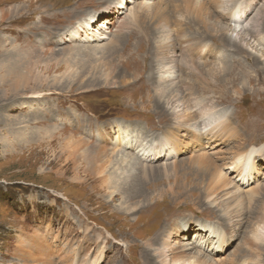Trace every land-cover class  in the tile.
<instances>
[{"label":"rangeland","instance_id":"obj_1","mask_svg":"<svg viewBox=\"0 0 264 264\" xmlns=\"http://www.w3.org/2000/svg\"><path fill=\"white\" fill-rule=\"evenodd\" d=\"M138 1L140 5L131 13V0H0V12L5 9L11 15L0 22V264L28 263L16 254V249L24 243L38 254V242L45 243L42 253L47 255L46 261L54 264H66V260L84 264L85 257L90 263L99 247L102 253L98 264H155L145 258L143 244L173 224L178 226L181 244L191 242L194 233L206 236L211 227L219 231L217 239L212 236L214 240L208 242L212 246L205 250L211 256L227 248L224 256H211L225 259L224 264L246 254L250 218L243 223L234 218L228 224H217L221 212L214 208L209 211L205 197L197 200L206 180L199 167L191 164L193 147L190 140L182 137L184 130L179 132L183 140L176 141L175 157L156 156L159 159L144 164L152 170L143 172L145 175L140 168L129 172L135 176L132 184L137 185L132 196L129 190L113 196L98 192L92 174L85 185L73 183L72 166L64 167L65 162L57 159L62 152L59 142L63 140L50 139L60 134L81 136L98 145L100 129L108 151L118 146L123 157L133 160L137 159L139 136L142 144L163 145L165 140L160 136L173 122L167 119L164 109H156L155 102L146 99L148 91L154 95L149 81L157 76L152 58L157 53L156 46L165 38L178 40L182 36L203 43L220 56L233 55L226 66L238 69L240 79L225 86L230 91L227 99H218L219 95L212 99L211 94L195 90L196 98L212 99L216 113L231 117L242 134V139L221 140L215 163L242 145L264 147V83L258 81L264 73L259 72L255 78L263 64L247 60L257 58L264 46H243L255 15L264 13V0H237L234 16H242L239 24L228 26L218 19L219 23L214 21L207 32L193 9L187 8L185 2L190 0ZM120 13H124L122 17ZM164 20L169 24L161 29ZM102 25L113 30L107 33L110 39H97L96 31L106 30ZM221 34L243 47L239 48L240 54L220 41ZM262 36L264 42V32ZM112 39L120 44L104 55L106 60L121 65L122 72L134 68V78L131 74L115 76L114 84L108 87L98 80L89 82L91 76L86 71H91L92 63L100 57L94 56L91 48L106 46ZM205 62L198 60V64ZM29 70L27 82L10 83ZM123 78L125 84H121ZM39 80L44 82L39 85ZM153 82L156 86V80ZM91 86L95 88L89 89ZM238 88L241 95L236 94ZM192 112L198 114L196 108ZM13 135L15 140L11 142ZM202 143L206 145L205 140ZM257 156L263 159V155ZM172 162L176 163L174 169ZM114 164L107 171L121 174V166L117 161ZM258 177L263 183L264 167ZM183 187L187 189L183 191ZM257 197L264 200V191ZM143 234L145 240L141 238ZM98 237L100 245L89 244L90 239Z\"/></svg>","mask_w":264,"mask_h":264},{"label":"bare ground","instance_id":"obj_2","mask_svg":"<svg viewBox=\"0 0 264 264\" xmlns=\"http://www.w3.org/2000/svg\"><path fill=\"white\" fill-rule=\"evenodd\" d=\"M161 1L162 0H157L158 3ZM130 3L133 4V7L128 8V10L132 13V11L140 5V2L138 0H131ZM185 3L187 8L190 10L193 9L192 11L197 17H199V19H196L201 21L205 32L208 31V26L212 25L214 21L219 23V21H217L218 19L224 20L227 25L233 23L239 24L242 19V16L239 18L234 16L236 13L234 10L237 6V0H190V2L186 1ZM108 12L109 9L107 10V13ZM217 12L219 17L217 16ZM123 14L124 13H120L118 16L122 17ZM9 17H11L9 11L4 9L0 12V22L8 20ZM214 18L215 20H213ZM252 21L251 29L247 32L249 39L248 41L244 40L243 46L252 47L251 44L264 46L262 36L264 31H261L264 29L263 11L258 12ZM168 24H166V20H164L163 24L160 25L161 29ZM103 27L106 29L105 31H96L97 35H99L97 39H110L107 36V33L111 34L113 30H110V28L106 26ZM207 35L208 37L211 36L209 33H207ZM167 36L169 37V35H165V37ZM171 38H165L164 41H161L156 46L157 53H154L152 61L156 66L155 74L157 76H152L149 81V83L153 85L154 95L152 96V92L150 94L149 91L146 93L147 101L149 103L154 101V107L156 109H164L163 111H165V114L169 116L167 119L173 122V125L166 128L160 136V138L164 137L165 140L163 145L158 146L161 147V149L157 147V143L151 145H149V143L142 144V141L140 142L141 136H139L138 139L136 138V160L138 161L133 160L134 158L129 159L123 157V153L118 152V146H115L111 151H108L107 146L103 144L105 139L100 138V129H98V145L90 144L89 141L91 140H87L81 136L76 137L73 134L68 135V137H63L61 134L59 137L57 136L58 138L52 137L50 140L55 139V142L58 139L63 140L62 142H59L62 152L57 159L65 162L63 163L64 167L72 166L73 176L71 181L73 183L85 185L89 180L88 176L92 174L95 177L93 182L98 183V192H102L105 195L108 193L107 195L113 196L115 194H121L125 190H129V193H132L130 196H132L135 194L137 185L132 184V182H135L133 181L135 176L130 173H133L137 168L142 169V173L147 172L150 168H145V165L159 159L156 158V156H163L167 159L175 157L173 155L177 153L176 141L183 140L180 139L181 137L179 138L178 135L179 132L181 133L184 130L182 137H186L190 140L188 143L193 147L192 151L194 153L191 154L194 157L191 159V164L194 162L199 167L203 178L206 180L205 187L202 189L203 193H200L197 200L200 201L202 197H205L206 202L209 204V211L217 209L218 212H221L217 224H220V222L228 224L234 218L239 221L238 223H243L244 219L249 220L248 218H250L249 221L252 223L244 247L246 254L239 260L233 258L226 263L263 264L264 200L257 196L264 191V182L262 183L258 177L261 173V169L264 167V147H258L255 148V150L250 147L245 148L244 145H242L235 149L230 155H220L221 157L217 158L220 160L218 163H215L214 161V155L220 153L218 146L222 143L221 140L229 141L232 139H242V134L239 133V129H237L232 118L229 116L218 115L216 113L217 106L212 101L217 95H219L218 99L229 98L227 94H230V91H228V88L225 86L227 84L234 85L236 80L240 79L238 69L235 68V66L231 69L226 66L230 61L229 58H233V55L220 56L203 43L192 42L190 37L187 36H182V38L178 40H172ZM220 41L226 46L230 45L234 47L236 49L234 53L236 54H240L239 51L243 48L236 44L231 38H225V36L222 37V34ZM119 44V40L112 39L110 44L106 46L91 48L93 55L100 57H97V60L92 63L91 71H86V73L91 76L89 82L94 83L98 80L101 84L108 87L114 84L115 76L122 77L124 74H131L134 78V68L122 72L119 70L121 65L117 66L114 61H107L104 56L105 54L112 52L119 46ZM175 45H178V47H175ZM181 51H183L185 55L181 54L180 56L179 53H181ZM260 51L261 54H258L257 58H247L248 61L252 59L249 61L251 63L261 62V64H263V67L256 71L255 78L259 76V72L262 71L264 73V50ZM201 59L206 62L198 64V60L200 61ZM248 66H250L249 63ZM242 69L244 71L247 70L244 65L242 66ZM137 73H140L139 69L137 70ZM30 76L31 72L29 70L26 71L21 78L16 77L14 81L10 83L18 84L20 81L27 82ZM137 77L138 76H136L135 79H137ZM125 79L126 78L122 79L121 84H125ZM250 79L252 80L254 78ZM154 80H156V86L154 85ZM258 81L264 83V78H261ZM43 82V80H39L38 84L40 85ZM40 88L39 91H42ZM94 88L95 87L91 86L89 89ZM198 89H201L202 92L211 94L212 99L196 98L195 90ZM236 94L241 95L239 88L236 90ZM36 97L42 98V96ZM134 105H137L136 100H134ZM194 108L197 109L198 114L192 112ZM28 118L30 117L28 116ZM27 120L28 119H22L21 121ZM117 128H119L118 130H121L120 127ZM56 130L57 128L55 127L54 131L56 132ZM120 133H124V130H121ZM85 135L88 134L85 133ZM15 136H11V142L15 140ZM203 140H205L206 145L202 143ZM105 155L109 156L107 157ZM257 155H263V159H260ZM114 157L116 158L115 160L113 159ZM116 161L117 164L121 166L120 170L122 168V173L110 174L111 170L108 172L107 169H109L110 165L114 166V162ZM141 162L145 163L142 164ZM172 164V168L174 169L176 163L172 162ZM229 170L231 175L234 174L232 178L229 175ZM59 172L61 173V171ZM197 187L198 186L195 188ZM186 189L187 187L182 188L183 191ZM181 194L183 195V193ZM189 198L192 197L189 196ZM136 221L138 222L139 219ZM210 229L211 232H206V236H200L194 233L191 242L181 244L177 236L180 234V231L178 230V226L173 224L170 228L165 229L158 235L150 236V239L143 244L144 248L146 247V251L143 254L149 263L152 261L155 264H224L225 262L223 261H225V259H212L211 256L222 257L225 255L224 253L227 252V248L224 252L213 253L211 256L206 253L207 251L205 248L207 249L208 246H212L209 245V240H214L212 239V236H215L217 239L219 234V231H212L214 230L212 227ZM182 236L186 237L184 234H182ZM145 237V234L141 236L143 240H145ZM228 237L231 239L229 235ZM100 238L101 237L90 239L89 244L100 245ZM37 245L38 254H35L33 249L24 243L19 244L16 249V254L27 259L28 263L26 264H54V261L52 260V263L46 261L45 257L47 255L42 253L45 243L40 244L38 242ZM44 251L48 252L47 249H44ZM50 253L51 252H49V255L52 256ZM101 253L102 247H99L98 255L95 256L90 263L88 262L89 257H85L82 262H84V264H98L99 255ZM71 254L74 255L72 251ZM66 261V264H79L75 261Z\"/></svg>","mask_w":264,"mask_h":264}]
</instances>
